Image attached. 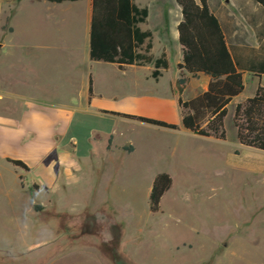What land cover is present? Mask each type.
Listing matches in <instances>:
<instances>
[{
    "label": "rangeland",
    "instance_id": "obj_1",
    "mask_svg": "<svg viewBox=\"0 0 264 264\" xmlns=\"http://www.w3.org/2000/svg\"><path fill=\"white\" fill-rule=\"evenodd\" d=\"M137 3L154 16L165 11L166 21L180 14L174 0ZM0 24L6 29L7 19ZM11 25L13 34L0 31V81L37 101L50 123L41 129L23 124L16 140H3L6 153L27 161L28 171L0 160V264H264V229L258 226L264 191H257L254 177L238 168L243 156H234L243 149L231 121L235 100L224 120L225 141L182 128L111 120L96 114L94 106L80 111L88 61L82 5L49 11L22 5ZM156 35L169 42L170 67L156 82L149 78L150 90L171 99L179 54L171 45L170 28ZM40 36L46 38L42 44L53 46L60 36L62 48L40 49ZM227 42L232 54L234 45L250 56L264 49V35L254 26L241 28L235 38L228 34ZM161 46L156 44L155 56ZM91 73L98 90L112 91L119 109L127 95L141 94L126 81L128 72L92 66ZM138 74L137 83H145L147 68ZM243 74L238 102L252 96L258 82ZM190 93L185 90L183 98ZM7 104V116L25 120L23 102ZM130 107L158 111L149 104ZM109 138L117 146L106 150ZM52 142L57 147L45 156ZM127 144L133 152L125 150ZM159 173H167L172 184L159 211L151 213L148 197Z\"/></svg>",
    "mask_w": 264,
    "mask_h": 264
},
{
    "label": "trees",
    "instance_id": "obj_2",
    "mask_svg": "<svg viewBox=\"0 0 264 264\" xmlns=\"http://www.w3.org/2000/svg\"><path fill=\"white\" fill-rule=\"evenodd\" d=\"M251 1L264 10V0ZM174 2L181 16L176 27L181 61L176 65L179 74L174 81L181 127L198 137L225 141L227 106L244 90L241 71L260 77L264 74V59L243 69L232 57L219 21L209 10L207 0ZM147 14V8H138L133 0H91L89 59L115 64L119 70L129 65L152 64L150 77L157 80L161 76L160 70L168 69V61L163 51L157 58L149 53L152 35L138 27L145 23ZM199 74L209 79L206 91L183 100L188 76ZM103 113L158 128L179 129L177 125L144 116ZM231 121L240 145L264 152V86L259 83L252 97L234 106ZM110 142L111 138L108 146ZM125 150L132 151L133 148L128 146ZM5 161L28 171V166L22 160L5 158ZM171 184L172 180L167 173H159L154 177L148 197L151 213L159 211L161 198ZM117 258L115 254L112 256L113 261Z\"/></svg>",
    "mask_w": 264,
    "mask_h": 264
},
{
    "label": "crops",
    "instance_id": "obj_3",
    "mask_svg": "<svg viewBox=\"0 0 264 264\" xmlns=\"http://www.w3.org/2000/svg\"><path fill=\"white\" fill-rule=\"evenodd\" d=\"M133 3L138 8H145V7L139 6L137 3V0H133ZM28 4L34 5L35 7L39 6L47 11L51 9L53 10L77 9L80 7V5H82L83 7L84 32H85V41H86L84 53H85V56L88 58V61L85 62L86 68L83 72V75L81 76L82 80H81V86H80L81 93L85 94V96L82 99L83 100L82 105L80 108H78V110L86 111L88 107L94 106L95 107L94 112L96 114L100 116H104L105 118H108L111 120L113 118H119V117L112 116L108 113H103V112H119V113H125V114L144 116V117L153 118V119L161 120V121H164L170 124L177 125L179 129L182 128L180 124V110L177 104V95L174 92L175 79L173 81L172 91H170L172 98L166 99L165 96L160 97L154 94L156 90L154 91L150 90L152 87V84L149 83L150 82L149 78H151L149 76L153 69L152 64L129 65V66H126L124 70H119L115 64L109 65L110 63L101 62V61H91L89 59L88 51H89V27H90V19H91V0H76V1L64 0L62 2H53L51 0H0V23H1L2 17L3 19L4 18L7 19V22H8V27L6 29H4L2 24H0V31H2L3 33L13 34L14 28L11 25V21L13 17L17 14L20 7L22 5H28ZM207 4L209 7V10L214 14V16L219 21L221 30L225 36L226 43H227L229 50H230V45L227 42V35L229 34L233 38H235V34H237L241 28H245L247 26L249 27L254 26V28L258 30V33L260 35H264V10H262L258 5L253 3L251 0H207ZM147 10H148V14H147L145 23L139 24L138 27L140 28L141 31H149L152 35L151 36V49L149 53L154 58H157L160 55V53L163 51L166 54V58L168 61V69H169L170 67V64H169L170 55L168 53L169 42H166L165 36L160 37L156 34L160 32L164 34L165 31H167V28H170L171 31H173L171 45H173L175 49L177 48V51L179 54V59L175 63V66H176L181 61V48L177 42V30H176V27L181 20L180 14L177 20L166 21L167 16H166L165 11H157L156 13L157 15L154 16L152 15L149 9ZM238 12L241 13L240 15H242L241 19L243 22L240 20L238 16ZM154 17H157L158 19L156 21H152V18ZM244 17L248 19L246 20ZM32 39L34 40L35 37H33ZM54 40L57 42L58 46L42 44L43 42L46 41V38L40 36L36 39V41L40 42V45H38L37 47H39L40 49H45V48L52 49V48H57V47L62 48L61 45H63L62 42L64 39L61 40L59 36V37H56ZM158 43L162 44L161 52L159 53L158 56H155L153 52L156 49V44ZM2 46L3 44L0 45V48ZM232 47L235 50H237V52H235V54H232L230 50V53L232 57L242 66L243 69H247V66L251 65V63L256 64L264 59V49L261 55L250 56V55L242 54L239 51L240 50L239 45H234ZM92 66H100V67L111 66L113 68L115 67L118 72H121V73L128 72L127 76H124L126 77V81L130 82L131 88L135 87L141 92V94L132 93L130 95H127L126 100H125L127 104H125L120 109L117 108L114 102L115 96L112 94L111 90H108V89H105L103 91L98 90L96 81L94 80V77L91 73ZM144 67L147 68V74L143 76L146 82L143 84H139L137 83L138 82L137 80L139 79L138 72ZM164 71H165L164 69L160 70L161 75ZM241 72H242V78L244 76L243 74L244 72L249 73L245 70ZM188 77H189V81L185 87V90H189L191 93L189 94V96H187V98L184 99L183 98V95L185 92L184 90L183 95H182L183 100L191 99L195 97L196 95L206 91L207 84L209 81L208 77H206L203 74H199L194 77L192 76H188ZM253 78L257 79L258 81L254 89V92H253V95H254L258 84L259 83L261 84L262 79L264 78V74H262L260 77L254 76ZM157 80H155V82ZM89 88H91L90 98H89ZM241 94H239L238 96L232 99V101L235 100V105L237 103H240L238 102V98L240 97ZM104 98L106 99L105 101L102 100ZM246 99H244L243 101H245ZM7 101H10L12 103L11 106L13 104L16 105V103L18 102L24 103L23 109L25 110L24 115H26L24 117L25 120L16 121L11 116H7L6 109H7V106H10L9 104H7ZM36 103L38 102L31 98H28L25 96L24 97L19 96L15 94L14 92L9 91L6 88L5 83L0 81V160L5 161V158H11V159L16 158V155L11 156L8 153H6L5 142L3 140L4 139H8L10 141L16 140L21 134L23 124L34 126L35 129H39V128L41 129L43 126L46 128L48 127L50 120L45 117L43 110L40 109L39 106H37L38 104ZM130 104H136L138 106L149 104V105H153L157 107L158 111L149 112L144 109H140V107L134 109L130 107ZM46 105L50 107L56 106L52 104H46ZM227 113H228V106H227ZM119 119H123V118H119ZM123 120H126V119H123ZM111 144H112V148H115V146H117L113 143L112 139H111L110 145ZM48 145L45 149V154H44L45 156L53 153L54 149L57 147V144L55 142H52L50 144L51 147L50 146L48 147ZM110 145L108 146V142H107L105 149L108 150ZM127 145L131 146L130 144H127ZM132 148L133 150L131 152L134 151L133 146ZM242 148L243 149L238 148L234 152L235 157L240 158L243 156L238 161V168L240 169L241 172L247 175H252L254 177V185L257 191L260 190L261 192H263L264 191V152L255 150L252 148H248L246 150L247 147H244V146H242ZM30 151L35 152L36 150L30 149ZM242 152L245 155H242L243 154ZM239 153H241V155ZM22 161L24 163L27 162L25 160H22ZM262 209H264V200L262 201V205L260 206V209L258 210L260 212V216H259L260 220H259L258 226L264 229V217L262 218V212H261Z\"/></svg>",
    "mask_w": 264,
    "mask_h": 264
}]
</instances>
